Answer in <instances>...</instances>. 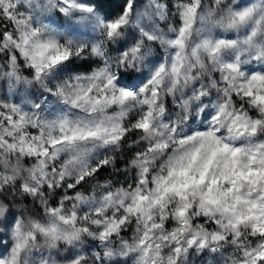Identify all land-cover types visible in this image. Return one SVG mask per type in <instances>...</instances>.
Listing matches in <instances>:
<instances>
[{
  "label": "snow or ice",
  "instance_id": "6c2138e0",
  "mask_svg": "<svg viewBox=\"0 0 264 264\" xmlns=\"http://www.w3.org/2000/svg\"><path fill=\"white\" fill-rule=\"evenodd\" d=\"M0 60V264H264V0H0Z\"/></svg>",
  "mask_w": 264,
  "mask_h": 264
},
{
  "label": "rangeland",
  "instance_id": "374dc122",
  "mask_svg": "<svg viewBox=\"0 0 264 264\" xmlns=\"http://www.w3.org/2000/svg\"><path fill=\"white\" fill-rule=\"evenodd\" d=\"M0 63H2V60H0ZM218 75V74H217ZM0 84H3V90H0V95H8L9 99H14L15 101L19 102L20 101V95L12 96L11 93L7 92V85L3 83V81H0ZM105 173L100 174V179L103 180L105 178ZM121 181L123 180V176L118 177ZM227 255V253L225 254ZM198 264H212L211 259L209 258L207 261H201L198 262ZM221 264H223V261H221Z\"/></svg>",
  "mask_w": 264,
  "mask_h": 264
}]
</instances>
